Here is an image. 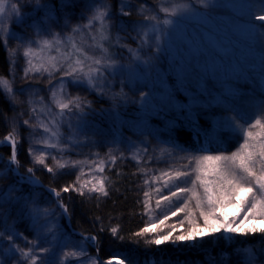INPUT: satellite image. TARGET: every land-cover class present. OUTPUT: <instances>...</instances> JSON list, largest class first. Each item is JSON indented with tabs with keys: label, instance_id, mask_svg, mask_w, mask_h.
Instances as JSON below:
<instances>
[{
	"label": "snow or ice",
	"instance_id": "6c2138e0",
	"mask_svg": "<svg viewBox=\"0 0 264 264\" xmlns=\"http://www.w3.org/2000/svg\"><path fill=\"white\" fill-rule=\"evenodd\" d=\"M201 2L205 3L206 0ZM256 3L260 5L261 14L255 15L254 20L264 22V0H256ZM113 7L114 0H0V47H3L10 67L14 68L21 58L25 64L19 87H16L14 75L11 83L9 79L0 77V104L15 110L18 103L24 104L19 98L26 92L29 95L27 111H22L12 118V130L0 141V147H7L9 144L11 147L6 162L0 155V181H9L7 184H0V242H7L6 246L0 249V264H56V248L66 249L62 252L59 264H98L100 260L98 236L80 233L77 237L72 232L65 235L60 233L58 221L64 217L70 219L72 214L62 193L78 192L81 197L96 194L97 199L109 195L108 178L103 175L108 163L101 160L96 166L95 171L100 174V179L95 182L88 180L78 183L80 176L77 175L76 180L70 184L65 183L59 190L58 187L44 185L36 172L46 170L55 180L70 174L71 170L81 163L76 160L69 163L65 160L66 156L71 157L78 149L89 145L88 131L92 124L87 118L95 116L96 109L94 102L81 93L94 94L97 99L110 98L111 107L102 111L112 119L114 125L119 122L121 127L129 126L128 121L120 120V108L129 102L123 88L144 79L141 63L154 67L148 60L141 61V53L146 48L148 53L159 60L160 54L170 50L173 33L185 20L177 15L176 9L170 10L167 6L156 7L149 4L148 0H118L115 11ZM240 7L248 9L249 20L252 21L253 5L245 2ZM146 8H151V14L146 13ZM33 11L35 15L25 17V12ZM161 14L176 19H161ZM161 25L173 26L172 31L164 38L163 47ZM258 27L264 29V23ZM129 29L136 32L132 42L136 43L137 38L139 39L137 49L120 45L119 39L115 44L112 43L113 31L125 32L126 36H130ZM144 29L149 31H144L141 35ZM78 35L84 38L83 43L76 42L75 37ZM98 36L101 37L100 42H97ZM252 37L264 45V31ZM11 41L17 42L15 48L11 47ZM116 45H120L121 49L127 48L133 60L138 63L135 66L118 63L117 53L112 51ZM45 49L55 51L60 58L54 56L51 61H42L37 65L34 63L36 52ZM185 72V69L181 70L182 79L186 78ZM117 76L124 77L120 81L121 90L111 91L109 96ZM229 95L235 96V93ZM140 99L143 101L141 107L146 109L154 97L151 92L141 91ZM168 102L171 103L170 97ZM217 102L228 111L237 113L234 118L225 116L222 121H218V124L233 130L235 136L239 137L236 139V149L227 154V148H195L191 146L192 137L195 135L198 143L199 131L189 134L176 131L175 125L169 128L165 143L173 149L179 148L181 141L191 147L179 148L185 155L180 157L183 162L178 170H174V165L169 164L167 170L160 172L163 184L162 187L153 188L159 195L155 206L160 209L162 203L167 202L171 210V207L181 204V201L182 206L176 207V211H171V216L164 214L158 223L146 222V226L133 235L137 238L147 237L146 243L153 246L170 242L173 245L195 247L197 244L206 243V237L227 238L233 241L237 237H244L245 240L241 242L243 244L248 242L247 237L259 234L262 238L260 255L264 258V228L258 229L254 224L249 228L243 227L248 220L255 222L260 219L264 222V137L257 141L252 131L261 126L264 101L256 106L255 115L261 118L255 119L254 123L253 114L243 110L240 101H227L225 98ZM25 116L26 118L19 119ZM198 123L208 126L203 119H199ZM189 124L193 129L197 127L196 121L189 120ZM131 126L137 134V141H132L130 137L125 138L122 133L117 139L115 133L118 128L114 127L112 142H127L128 147H135L139 142L143 145L145 155H148L149 144L159 143L162 133L148 130V124L136 125L135 121L131 122ZM25 132L26 137L23 135ZM25 139L28 142V154L34 159L31 166L21 172L24 166L19 160V148ZM161 152L174 156V152L167 149H161ZM93 155L99 156V153ZM121 158L125 157L122 155ZM116 159L114 154L111 155L112 165ZM127 159L141 163L137 155ZM213 164L216 167L210 171L209 165ZM37 165L40 167L37 168ZM89 170L92 171L91 166ZM210 174L217 175L218 180L205 179ZM197 181L203 188L202 197L196 195ZM144 184L149 185L150 181L145 180ZM210 184L214 187L209 186ZM165 191L167 195L164 194ZM189 193L191 199L196 201L195 210L188 211L187 216L178 221L179 227L177 223L166 224L171 217H177L185 208H189L190 199H184ZM144 197L148 198L145 202L147 213L152 210L148 191L144 192ZM228 205L237 209L235 214L229 216L224 212ZM241 211L243 218L238 219ZM9 219L26 221L24 230L33 233L32 237L14 230L12 225L8 224ZM99 219L97 217V220ZM104 230L101 228V232ZM108 230L113 238L123 240L118 227ZM18 240L22 242V246ZM90 248L96 249L95 257L89 254ZM113 255L122 256L127 264H140L123 253ZM256 261L257 255L253 253L244 258L236 253L234 258L221 259L219 264H256ZM207 264H217V261L211 259Z\"/></svg>",
	"mask_w": 264,
	"mask_h": 264
},
{
	"label": "trees",
	"instance_id": "16d2710c",
	"mask_svg": "<svg viewBox=\"0 0 264 264\" xmlns=\"http://www.w3.org/2000/svg\"><path fill=\"white\" fill-rule=\"evenodd\" d=\"M162 2L164 0H161ZM118 0H114L113 10L115 11V4ZM136 19V17H133ZM75 22V21H74ZM250 26L252 28L251 34L255 35L264 31L258 27L259 23L251 21ZM130 31V36H126L125 32L113 31L111 38L117 37L120 40V45H128L133 49H137L139 39L133 43L132 38L136 37V32ZM71 40L72 37H69ZM76 42L83 43L84 38L82 36L75 37ZM101 37H97V42H100ZM252 41L246 42L249 48L252 47ZM255 38L253 45H257V54L264 52V45L260 44ZM120 45H116L112 48L113 52L117 53V62L122 63L125 58L130 56L127 54V48L121 49ZM238 48V46H237ZM220 50V49H219ZM232 47L228 46L226 53L230 54L231 58H234L232 54ZM164 55L160 56L162 59ZM198 56L195 60L197 63L190 61L185 67L181 64H173V68H178L180 71L185 69L186 78L182 79L181 74L174 76V73L166 72L168 64H163L165 79L170 85L169 90L160 91L161 101L155 110L149 111L143 120L142 124H148V130L162 133L159 143H150L148 147V155H145L143 145L138 142L137 149L133 152L131 150H123L119 146L114 145L108 147L106 145L109 137L112 138V133L108 128L107 121H103L101 114H95L90 116V122L98 127V130L93 129V136L95 139H89V145L82 148V154L86 152H99L98 162L101 160L108 163V167L105 168L104 176H106L107 184L110 185L109 195L107 197L96 198V194L91 196L81 197L78 192L62 193L67 206L72 210L71 218L68 217V223L63 219L58 221L60 233L67 235L68 232L76 234L78 237L80 233L96 235L98 236L99 245V262L98 264H105L104 261H108L112 258H118L127 264V261L122 256L113 255L114 253H123L135 261H139L140 264H207L211 259H215L217 264L221 259L234 258V254L239 253L241 258L246 257L249 253L257 255L256 264H264V258H261L262 250V238L259 234L256 236L247 237V243H241L245 240L244 237H237L235 241L225 239H213L206 237V243L197 244V246H187L184 244L173 245L168 242L160 246H153L146 243L147 237L137 238L133 235L140 228L146 226V222L158 223L159 219H163V215L167 214L171 216V211H176V207L182 206L178 204L171 207L167 202L162 203L160 209H156L155 202L159 199V195L153 191V188L162 187L163 179L160 177L162 170H167L168 165H174V170H178L179 165L183 162L180 157L184 156V152H180L179 148H188L194 146L195 148H205L214 150L217 147L227 148L230 154L231 151L237 147L236 139L233 130L223 127L222 124H218V121H222L225 116L235 117L237 113L228 111L223 107L218 100L227 101H240V107L243 110H247L253 114L252 122L255 119L261 118L255 115L256 106L260 105L264 101V65L258 70H249L250 65H246L247 71L242 72L237 70L233 66V61L230 59L221 60L219 56L213 55L212 60L215 58L221 61L223 67L219 73L212 71L208 65L207 60L201 59ZM185 61V60H182ZM202 61V63L200 62ZM193 65H200L204 70L203 76L197 75V67L193 68ZM12 71L9 63L5 58L3 47H0V77L9 78ZM263 71V72H262ZM262 72V73H261ZM115 84L111 91L118 88L120 81L124 77L117 76ZM129 88V85L124 87V92L127 93L128 98L133 96V90ZM229 93H235V96L229 95ZM169 97L171 103L168 102ZM89 100L94 102L93 106L96 112L101 111V108H107L108 98L97 99L96 96L90 95ZM130 100V99H129ZM0 141L3 140L12 130L11 120L13 117L18 116L22 112L21 106L17 104L15 110L10 106L0 104ZM124 110L122 114H126L128 119L132 118L133 109L130 106H122ZM24 117H19L23 119ZM134 120H137L133 116ZM199 119H203L207 122V127L198 123ZM189 120L196 121L197 127L193 129ZM156 121V123H154ZM106 123V124H105ZM175 125V130L180 132H186L192 134L195 131L200 132L199 142H196V137L193 135L191 146L185 145L182 141L179 143V148L173 149L164 141L169 135L168 129ZM107 126V127H106ZM247 127V125H245ZM254 136L259 138L264 137V118H261V126H257L252 129ZM109 132L111 135L106 134ZM25 133H23L24 135ZM254 141V142H257ZM108 148L113 150L109 152ZM161 149H167L169 152H174V156H168L167 152L162 153ZM11 147L10 144L7 147H0V155L3 156L6 162L10 156ZM117 157L115 164H111V155ZM125 158H121V156ZM137 155V159L141 160V163L137 164L132 159H127ZM149 156L151 160L149 161ZM159 157V159H157ZM34 157L28 154V142L25 139L19 148V160L23 164V172L27 167L31 166V162ZM146 162V163H145ZM37 168L40 166L37 165ZM216 167L215 164L209 165V170ZM111 169V170H109ZM119 173V174H117ZM135 173V175H134ZM147 173V174H145ZM11 175V174H9ZM36 175L40 177L42 183L48 187H59L65 183H72L76 180L77 175L80 176L78 183H85V179L75 170H71L70 174L60 176L53 180L51 174L47 171H37ZM194 178V177H193ZM100 179V174H99ZM208 181L218 180V176L210 174L205 177ZM149 180L150 184L145 185L144 181ZM155 181L154 183H152ZM7 183L9 181H6ZM91 186V185H89ZM190 186V182H189ZM214 187V185H209ZM175 190V189H173ZM148 191L151 199V211L146 213L145 202L148 198L144 197V192ZM167 195V191L164 192ZM196 195L203 196V188L199 186L197 181ZM184 199H190L189 208H185L184 212L180 213L177 217H171L166 224L177 223L181 219L187 216L188 211L195 210L194 199H191V193L187 194ZM233 203H235V197H233ZM231 209H234L232 205H228L224 212L231 216ZM246 210V209H245ZM199 213L197 212V217ZM97 217L100 219L97 220ZM243 218V211H241L240 217ZM66 220V219H65ZM25 222H20L15 219H9L8 224L12 225L14 230L22 231L24 235L32 237L33 233L24 230ZM66 227L68 229H66ZM111 227H118L119 235L123 237V240L119 238H113L110 231ZM179 227V225H178ZM65 228V230L63 229ZM101 228L105 229L101 232ZM249 228V227H246ZM165 230H167L165 228ZM60 233H57L58 235ZM222 235V234H221ZM51 239V236H50ZM6 241L0 242V249L6 246ZM18 243L22 242L18 240ZM188 242H185L187 244ZM195 243V242H193ZM255 250V252L253 251ZM65 251V250H64ZM89 253L97 254L95 248H90ZM59 264V263H57Z\"/></svg>",
	"mask_w": 264,
	"mask_h": 264
},
{
	"label": "rangeland",
	"instance_id": "374dc122",
	"mask_svg": "<svg viewBox=\"0 0 264 264\" xmlns=\"http://www.w3.org/2000/svg\"><path fill=\"white\" fill-rule=\"evenodd\" d=\"M245 2L253 5L252 21H255L254 16L261 14L260 5L256 3V0H206L205 3H202L201 0H164L163 2L161 0H148L149 4L156 5V7L167 6L170 10L176 9L177 15L184 17L185 20L175 29V32L173 33V42L171 44L170 50L166 53L160 54V56L164 55V58L162 59V64L160 59L157 60L154 56L148 53L146 48L141 53V61L148 60L150 61L151 65H154V67L142 63L140 64V67L143 70L141 74L144 79L134 84H129V88L133 90L134 94L133 96H131V98H129V102L127 104H124V106H130V108L133 109L132 115L135 116L137 120H134L133 116L132 118L128 119L126 114H122L124 110L121 107L120 120L128 121L129 126L121 127L119 126V122L114 125L112 119L102 111L111 107L112 101L108 97L107 98L109 99V105L107 106V108H101V111L96 112L97 114H101L103 121H107L108 128L111 133L114 127L118 128V131L115 133L117 139H119L120 133H122L125 138L130 137L132 141H137V134L134 133L133 127L131 126V122L135 121L136 125H143L142 123L145 118V115L149 111L155 110L160 104V91L164 90L167 92L169 90L170 85L165 79L166 76L163 72V64H168L166 72L174 73V76H179V74H181V71L178 68H173V64H181L186 67L190 63V61L197 63L195 59L201 55V59L208 61L210 69L214 72L217 71L218 73L223 67V65L221 61H219V59L217 58L212 60L211 57L213 55L219 56L221 60H232L233 66L237 70H240L242 72L247 71L248 67L246 65L248 64L250 65L248 69L255 71L256 69L258 70L262 65H264V52L261 54H257V45H253V43L255 42V38H253V34H251L252 28L250 26V23L252 24V22L249 20L248 9H242L240 7V5ZM145 11L147 14H151L152 12L151 8H146ZM35 14L36 13L34 11L25 12V17L27 18ZM164 18L173 20L176 19V17H165L163 14H161V19ZM255 22L259 24L264 23L261 21ZM8 23L10 24V21ZM73 23H76V21H73ZM161 28L163 29V36L161 39V46L163 47L165 42L164 38L167 37L170 31H172L173 26L170 25L165 27L161 25ZM144 31H149V29H144L141 32V35H143ZM117 39V37L111 38L112 43L115 44ZM249 40H253L251 48H249L246 44V42ZM10 43L12 48L16 47V41H11ZM228 46L232 47L231 51L234 55V58H231L230 54L226 53L228 50ZM127 54L130 56V59L125 58V60L120 64H131L135 66L138 62L133 60L132 55L129 51L127 52ZM54 56L57 59L60 58V56L55 51L50 52L48 49H45L43 51H37L34 63L38 65L42 61L49 62ZM200 62L202 63V61ZM24 67V60L23 58H21L17 61L16 66L12 68L11 74L8 79L11 83L12 76L14 75L16 77V87H19L22 83L20 77L23 75ZM194 67H197L198 69L197 75L203 76L202 74H204V70L201 69V66L193 65V68ZM263 83L264 78L262 79V84ZM120 90L121 84H119L118 88L114 91L119 92ZM141 91L145 93L151 92L154 97L151 104L146 109L141 107L143 103V101L140 99ZM43 94L44 93H41V95ZM110 94L111 90L109 91V96ZM81 95H86L87 99L88 97H90V95H87V93H81ZM38 98L39 97H37V99ZM19 99L24 101L23 105L19 103L18 104L21 106L22 111L26 112L28 108L27 101L29 100L28 93L26 92L24 96L20 97ZM37 107L39 108L40 105H37ZM24 118H26V116ZM87 119L90 122V116ZM90 123L92 124V126H94V129L98 130V127L95 126V124H93L92 122ZM106 134L111 135L109 132H106ZM26 135L27 133L25 132L24 136L26 137ZM93 135V129H89L88 139H95ZM80 139H83V137H80ZM106 145H108V147L111 146L113 148L114 145H116L123 150H131V152H134L137 149L138 142L136 143L135 147H128L127 142H125L124 144L113 143L112 138L109 137V140H107ZM109 149L110 148H108V150ZM112 150L113 149L111 148V151ZM81 151L82 148L78 149L77 152L79 154H77V152H74L71 157L66 156L65 160H67L69 163L72 160L80 161L81 163L74 170L78 172L81 176H83L85 181L93 180V182H95L96 179H99V173L95 171V168L101 162H98V156L93 154L99 152L84 151L82 154ZM90 166L92 168L91 172L89 170ZM0 184H7V182L0 181ZM236 211L237 209L235 207L234 209H231L232 215L235 214ZM64 221L67 224L68 218L64 217ZM253 224L258 229L264 228V222H262L260 219H257L255 222H253L252 220H248L245 222L243 227H252ZM63 229L65 230V228ZM66 229L68 228L66 227ZM49 240H51L50 236ZM53 244L55 245V241H53ZM64 250L66 249L56 248V256L54 257L56 264L59 263L60 257ZM89 254L93 257L96 256V254ZM109 261H111V264H125L118 258H112L108 261H104V263L109 264Z\"/></svg>",
	"mask_w": 264,
	"mask_h": 264
}]
</instances>
